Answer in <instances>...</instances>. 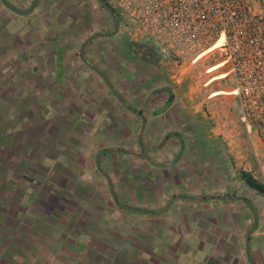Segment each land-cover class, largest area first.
<instances>
[{
    "label": "crops",
    "instance_id": "0c3cea01",
    "mask_svg": "<svg viewBox=\"0 0 264 264\" xmlns=\"http://www.w3.org/2000/svg\"><path fill=\"white\" fill-rule=\"evenodd\" d=\"M7 1L19 9L27 8L32 2L31 0L26 5L28 0ZM92 1L98 9H102L96 0ZM39 3L38 0L29 14L19 16L30 19L37 12ZM8 11L13 12L10 9ZM102 19L87 37L100 32L106 34L92 39L86 45L84 55L86 60L106 75L129 105L142 113L146 120L142 133L145 151L140 154L137 142L140 116L126 108L100 74L82 60L80 50L83 43L78 49L72 42L66 44L56 39L46 41L45 37H39L37 33L40 31L46 34L48 30L44 26L40 29L37 25H30L28 33L34 32L31 28L33 26L38 47L43 50L37 61H40V66H50L45 79L52 84L57 82L58 99L54 110L57 114L78 110L77 113L74 112L77 119L59 127L65 128L67 144L75 148V153L65 156L71 157L78 168L68 169L69 180L65 185L60 183L57 187L89 188L90 198L91 188H100L109 193L110 183L116 198L123 205L154 212L164 209L172 200L162 213L125 210L118 207L113 200L115 206L106 204V208L112 211V216L124 217L131 222L132 227L125 226L130 230V235L125 238L120 235L123 243L134 241L131 234L141 230L139 223L151 220L157 236L155 239L147 238L146 241H157L162 246L170 237L178 236L173 239V243H166L169 249L163 256L166 260L164 264L172 259L184 262L185 259H190L189 261L198 264H264V245L261 243L263 239L257 229L249 235L246 249V232L243 230L252 219L248 206L234 199H210L212 196L237 195L233 182L245 165L248 166L245 170L257 178L248 163L247 149L230 147L228 130L223 127L220 130L221 124L213 120V115L207 116L202 111V100L198 102L196 95L180 87L173 89L167 85L166 81L172 79L170 72H166L167 64L163 63L154 69L142 66L136 74L125 68L130 70L125 77L122 69L126 62H122L124 58L121 56L118 30L107 34L113 30V22L107 12H104ZM108 19L112 26L106 31ZM46 42H51L52 45L48 48ZM58 45L64 57L61 71H57V64L54 62V52ZM48 49L51 50L50 61L46 59ZM214 95L216 93L209 97ZM170 96L172 98L167 103ZM63 97H67L65 104L63 100L59 101ZM241 125L234 124L238 129ZM109 148L114 150H107ZM116 149H128L134 153L127 154ZM96 157L101 171L96 168ZM82 178L85 183L80 182ZM141 192L146 194V204L139 202ZM120 198L124 201H120ZM88 204L90 205V201ZM253 208L259 221L263 211L254 206ZM138 214H142L143 218ZM101 216L104 219L107 214L104 212ZM89 220L88 224L85 223L88 227L85 225L77 236L74 235L75 238L107 239V233L96 231L93 225L97 223ZM115 221L113 223L118 224ZM122 222L119 221V228L124 227ZM58 225L60 223L56 224ZM59 231L60 241L64 243L68 234L61 233V227ZM78 239L77 242H80V238ZM181 241H185L184 244ZM198 242L203 244L201 248L195 246ZM123 243L121 246L125 245Z\"/></svg>",
    "mask_w": 264,
    "mask_h": 264
},
{
    "label": "rangeland",
    "instance_id": "374dc122",
    "mask_svg": "<svg viewBox=\"0 0 264 264\" xmlns=\"http://www.w3.org/2000/svg\"><path fill=\"white\" fill-rule=\"evenodd\" d=\"M30 2L28 0L26 5ZM39 2L35 15L23 19L19 14L9 12L0 0V264H164L163 256L169 249L166 243H173L178 236L170 237L162 246L157 241H146L157 236L151 220L140 222L141 230L131 234L135 240L123 243L120 235L124 238L130 235L125 226L132 227L131 222L124 217L112 216V211L106 208V204L114 205L108 191L91 188L89 198V188L57 187L69 180L68 169L78 168L71 157L65 156L75 153V148L67 144L65 128H59L77 119L74 112L78 110L68 114H57L54 110L58 99L57 82L52 84L45 79L50 66H40L37 61L43 51L38 47L37 34L46 41L56 39L66 44L75 43V48L79 49L89 32L98 27V21H103L106 11L98 9L92 0ZM30 25H37L40 29L44 26L48 33L38 31L36 34L32 26L34 32L29 34ZM111 26L108 19L105 30L109 31ZM119 32L122 62H126L122 69L125 77L130 70L135 73L142 66L154 69L166 63L150 43L135 41ZM51 45L48 42L47 47ZM61 52L60 46L54 52L57 71H61L64 58ZM47 53L46 59L50 61L51 50L48 49ZM219 60L217 54H210L187 63L181 79L178 82L168 79L167 85L191 91L198 102L202 100V111L207 116L213 115V120L221 124L220 130L222 127L228 130L230 147L247 149L248 163L257 178L264 182V140L260 138L256 125L253 124L247 132L239 122L238 99L225 94L233 86V79L230 76L220 79L225 75L221 72L223 68L216 70L220 66L216 65ZM166 68V72L170 71L171 65ZM206 81L208 84L205 85ZM66 98L59 101L63 100L65 104ZM235 123L241 125L239 129ZM247 167L245 165L241 170L246 171ZM83 180L80 182L85 183ZM233 183L236 196L246 197L254 207L263 211L251 232L257 229L264 245V195L244 185L239 174ZM88 201L90 205H87ZM120 201L124 200L120 198ZM139 202L146 204L145 192L139 195ZM104 212L107 216L102 219ZM138 216L143 218L142 214ZM89 219L97 223L93 225L96 231L107 233V239L75 238L79 231L88 227L85 223L88 224ZM114 220L118 224L123 221L124 227L119 228ZM57 223L60 226H56ZM250 223L251 220L246 223L244 233ZM60 227L61 233L68 234L64 243L60 241ZM78 238L80 242H77ZM121 243L125 245L121 246ZM202 245L198 242L195 246L201 248ZM189 260L185 259V262L198 264ZM185 262L172 259L166 264Z\"/></svg>",
    "mask_w": 264,
    "mask_h": 264
},
{
    "label": "built area",
    "instance_id": "2783aa9c",
    "mask_svg": "<svg viewBox=\"0 0 264 264\" xmlns=\"http://www.w3.org/2000/svg\"><path fill=\"white\" fill-rule=\"evenodd\" d=\"M105 1L118 31L153 45L175 81L185 64L217 54L220 79H233L225 94L238 99L239 122L247 131L256 125L264 140V0Z\"/></svg>",
    "mask_w": 264,
    "mask_h": 264
},
{
    "label": "water",
    "instance_id": "95a60500",
    "mask_svg": "<svg viewBox=\"0 0 264 264\" xmlns=\"http://www.w3.org/2000/svg\"><path fill=\"white\" fill-rule=\"evenodd\" d=\"M98 2V4L109 14V16L111 17L112 19V22H113V30L110 31L109 33L107 34H113L115 33L117 30H118V27H119V23H118V19L115 15V12L114 10L107 4V2L105 0H96ZM1 2L10 10H12L13 12L19 14V15H22V16H25L27 14H29L35 7L36 3L38 2V0H32L31 4L27 7V8H24V9H19V8H16L14 5H12L9 1L7 0H1ZM106 33H103V32H100V33H95V34H92L90 35L89 37H87L84 41H83V44L81 46V50H80V56L82 58V60L87 64L89 65L93 70H95L97 73L100 74V76L103 78V80L107 83L108 87L110 88V90L112 91V93L118 98V100L126 107L128 108L129 110H131L132 112L138 114L141 118V125L139 127V130H138V133H137V142L139 144V147H140V154H144V145L142 143V133L144 131V127H145V118L143 117L142 113L141 112H138L137 110H135L134 108H132L129 103L125 100V98L111 85V82L109 81V79L106 77V75L95 65H93L92 63H90L88 60H86L85 58V55H84V49L86 47V45L94 38L98 37V36H104ZM172 96H170V99L168 100L167 103L170 102ZM107 150H114L113 148H109ZM117 151L119 152H123V153H127V154H132L134 152L128 150V149H116ZM95 164H96V168L97 170L101 171V168L98 164V159L96 157V161H95ZM109 193L111 195V198L112 200L114 201V203L118 206V207H121L125 210H129V211H134V212H140V213H162L164 211V209L168 208L169 206V203L172 201L170 200L168 202V204L166 205V207L164 209H161L157 212H154V211H151V210H147V209H143V208H137V207H131V206H126V205H123L122 203H120L118 201V199L116 198L114 192H113V189L111 188V185L109 183ZM176 197V196H175ZM234 199V200H239V201H242L244 202L250 212H251V215H252V219H251V223H250V226L247 230V233H246V249H247V241H248V238H249V235H250V232L252 230V228L254 227L255 223H256V212L254 210V208L252 207V204L249 203L248 200H246V198L244 196H231L230 194H226V195H222V196H212L210 199Z\"/></svg>",
    "mask_w": 264,
    "mask_h": 264
},
{
    "label": "trees",
    "instance_id": "16d2710c",
    "mask_svg": "<svg viewBox=\"0 0 264 264\" xmlns=\"http://www.w3.org/2000/svg\"><path fill=\"white\" fill-rule=\"evenodd\" d=\"M114 12H115L117 19L119 20V17H118L116 10H114ZM240 179L244 185H246L250 189L254 190L258 194L264 195V182L260 181L256 177H254L251 173L242 170L240 172ZM256 221H257V216H256Z\"/></svg>",
    "mask_w": 264,
    "mask_h": 264
},
{
    "label": "flooded vegetation",
    "instance_id": "af4514ba",
    "mask_svg": "<svg viewBox=\"0 0 264 264\" xmlns=\"http://www.w3.org/2000/svg\"><path fill=\"white\" fill-rule=\"evenodd\" d=\"M168 94H171L170 92H168Z\"/></svg>",
    "mask_w": 264,
    "mask_h": 264
}]
</instances>
